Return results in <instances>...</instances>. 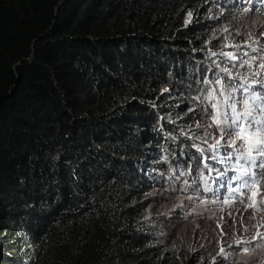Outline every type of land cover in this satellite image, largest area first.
<instances>
[{"label":"trees","instance_id":"obj_1","mask_svg":"<svg viewBox=\"0 0 264 264\" xmlns=\"http://www.w3.org/2000/svg\"><path fill=\"white\" fill-rule=\"evenodd\" d=\"M218 15L216 0H0V264H198L178 242L145 247L134 180L169 109L149 101Z\"/></svg>","mask_w":264,"mask_h":264},{"label":"clouds","instance_id":"obj_2","mask_svg":"<svg viewBox=\"0 0 264 264\" xmlns=\"http://www.w3.org/2000/svg\"><path fill=\"white\" fill-rule=\"evenodd\" d=\"M216 4L219 29L212 40L198 56L184 58L180 51L149 101L152 109L157 104L169 109L157 113L156 142L136 164L144 186L134 180V195H144L147 203L141 234L147 249L167 257L177 243L174 197L179 196L184 221L195 223V231L204 237L197 248L183 247L198 264H264V168L251 163V159L264 161V156L255 150L249 156L254 140L237 139L235 146L219 140L217 145L215 135L203 129L219 109V127L229 140L236 138L227 130L234 118L229 106L235 104L236 111L243 112L245 100L253 117L264 119L260 110L264 105V0H216ZM257 49L263 51L258 67L236 66L237 56L242 62L254 60ZM19 65L16 62L12 69ZM205 144L210 145V154L204 151ZM225 148L231 152L228 159L222 158ZM238 175L240 180L235 179ZM177 177L186 180L178 193L173 184ZM250 179H256L258 187H241ZM209 233L214 234L213 244L205 239Z\"/></svg>","mask_w":264,"mask_h":264},{"label":"rangeland","instance_id":"obj_3","mask_svg":"<svg viewBox=\"0 0 264 264\" xmlns=\"http://www.w3.org/2000/svg\"><path fill=\"white\" fill-rule=\"evenodd\" d=\"M232 22L233 21L231 20V24H232ZM256 34H257V32H256ZM254 57H255L254 60H245L244 62H242V61H240V57L237 56V58H239V61L235 62V64H236V66H239L242 68L247 66L248 63L253 67H258L260 65L261 60L263 59V51H260L257 49L256 51H254ZM225 73H227V72H225ZM242 90H245V88H242ZM208 123H210V124H207V123L204 124L203 129H205L208 133H212L213 135H215L216 140H220L224 143H230V141H232V140L228 139V137L225 135V133L216 124H214L212 121H210ZM227 130H228L229 134L234 131V129L231 127V125L227 128ZM221 137H223V139H221ZM233 140H235V143H236L237 139L234 138ZM230 144L232 146H235V144H232V143H230ZM227 146L230 147L229 144H227ZM222 154H223L222 158H226V159L230 158V156H231V152L227 148H225L222 151ZM189 161L192 163L194 161V157H192ZM170 201H171V199H170ZM182 203H183V199H180L179 196L174 197V204H175V208H176V214H174V215L179 220V221L175 222L176 229L174 232V239L178 243L183 244L185 248L190 250L193 248H197L196 243L203 241L204 237H203V235L200 234L199 231H195V229H196L195 223H189V222L184 221L183 215L185 214V211L180 209V206H183ZM235 227L237 230L242 232V227L240 226V224L238 222H235ZM225 233H226L225 235H228L230 233V230L229 229L225 230ZM213 237H214V234L209 233L207 238H205V239L208 242H211L213 244ZM224 239H226V237H224Z\"/></svg>","mask_w":264,"mask_h":264},{"label":"snow or ice","instance_id":"obj_4","mask_svg":"<svg viewBox=\"0 0 264 264\" xmlns=\"http://www.w3.org/2000/svg\"><path fill=\"white\" fill-rule=\"evenodd\" d=\"M226 47L230 45H225ZM227 55H231L230 53ZM253 101L257 99V97H251ZM231 108L232 113L234 114V118L231 120V127L234 129L230 135H234L236 139L252 141L254 140V144H250L249 146V156H251V152L255 150L260 156H264V119L256 120L253 117L252 110L250 109L249 103L247 100L244 101V111L237 112L235 104L229 106ZM261 112H264V105L260 106ZM213 123L218 127L221 124L220 120V112L219 109L215 116H212ZM223 131V130H222ZM223 139V137H221ZM230 143L235 144V140L230 141ZM220 144V141H217V145ZM213 147H216L214 145ZM243 158V157H241ZM251 163L258 168H264V161L256 162L255 159H251ZM247 174V173H245ZM264 176V173H261ZM236 180H240L241 177L238 175L235 177ZM253 185L258 187V181L256 179H250L249 181H244L241 187H248L251 189ZM258 236L260 234L258 233ZM264 238V237H262ZM223 254V250L221 252Z\"/></svg>","mask_w":264,"mask_h":264},{"label":"bare ground","instance_id":"obj_5","mask_svg":"<svg viewBox=\"0 0 264 264\" xmlns=\"http://www.w3.org/2000/svg\"><path fill=\"white\" fill-rule=\"evenodd\" d=\"M204 151L210 154V145L205 144L204 145ZM199 153H202L201 151ZM183 182H186L185 178L183 177H177L174 181V188L178 189L177 193L179 192L180 188L183 186ZM181 195H184V191L180 192Z\"/></svg>","mask_w":264,"mask_h":264}]
</instances>
